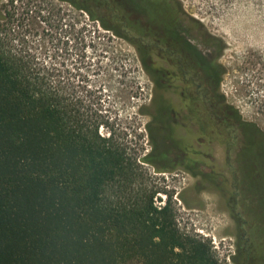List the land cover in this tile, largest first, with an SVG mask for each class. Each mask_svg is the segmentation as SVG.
Listing matches in <instances>:
<instances>
[{
    "label": "rangeland",
    "instance_id": "obj_1",
    "mask_svg": "<svg viewBox=\"0 0 264 264\" xmlns=\"http://www.w3.org/2000/svg\"><path fill=\"white\" fill-rule=\"evenodd\" d=\"M178 2L181 30L222 71L218 94L264 133V0ZM123 35L63 0H0L2 46L28 60L83 120H95L99 134H110L134 161L135 176L112 194L124 201L152 195L157 205L168 198L179 230L208 242L218 264H242L244 250L264 260V214L257 219L258 199L251 195L260 194V185L248 184L246 191L232 184L231 173L198 172L191 158L175 153L158 160L174 166L170 171L142 161L151 152L148 129L166 88L142 68L132 31ZM152 63L173 68V61Z\"/></svg>",
    "mask_w": 264,
    "mask_h": 264
},
{
    "label": "trees",
    "instance_id": "obj_2",
    "mask_svg": "<svg viewBox=\"0 0 264 264\" xmlns=\"http://www.w3.org/2000/svg\"><path fill=\"white\" fill-rule=\"evenodd\" d=\"M63 1L122 35L142 31L126 23L127 8L150 3ZM159 4L169 20L182 22L178 0ZM134 44L145 72L164 70L146 59L142 44ZM196 57L211 69L218 95L221 69L199 50ZM163 157L153 149L142 161L155 164ZM134 176V161L110 134H99L95 120H83L63 91L0 43V264H218L208 242L179 230L168 198L157 205L152 195L138 201L114 195ZM260 179L264 183L263 172ZM251 195L258 199L260 219L264 188ZM244 258L264 264L249 250Z\"/></svg>",
    "mask_w": 264,
    "mask_h": 264
},
{
    "label": "flooded vegetation",
    "instance_id": "obj_3",
    "mask_svg": "<svg viewBox=\"0 0 264 264\" xmlns=\"http://www.w3.org/2000/svg\"><path fill=\"white\" fill-rule=\"evenodd\" d=\"M146 1L151 4L141 9L131 4L125 11L128 26L142 28L141 34L131 30L133 41L144 46L147 60L173 61L171 71H151L154 84L166 88L156 101L158 113L148 129L151 152L154 149L163 155L161 162L171 153L189 157L198 172L221 174V178L231 173L232 184H258L264 188L260 179L264 173V165L260 164L264 163V139L219 94L214 95L211 69L197 62V49L181 30L182 22L169 20L160 0ZM154 163L160 171L174 168L158 160ZM241 261L249 264L245 258Z\"/></svg>",
    "mask_w": 264,
    "mask_h": 264
}]
</instances>
